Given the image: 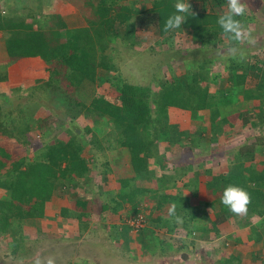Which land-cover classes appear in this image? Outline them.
Returning a JSON list of instances; mask_svg holds the SVG:
<instances>
[{"label":"rangeland","instance_id":"obj_1","mask_svg":"<svg viewBox=\"0 0 264 264\" xmlns=\"http://www.w3.org/2000/svg\"><path fill=\"white\" fill-rule=\"evenodd\" d=\"M96 1L0 0V15L27 16L36 11L42 16L60 14L70 28L85 27L95 17L89 2ZM118 1L122 5L137 1L138 6L147 10L154 4V0ZM189 2L193 9L202 12L206 9L205 12L221 15L227 10L226 4L214 8L205 5L207 8L204 9L201 0ZM245 2L247 13L241 17V21L251 30L254 42L237 45L243 50L242 59L239 54L233 56L228 52L236 42L225 34L216 43L204 47L193 40L189 31L178 33L174 30L163 34L157 25H151L148 28L138 27L134 36L127 38L126 26H116L114 31L119 32V36L110 43L107 52L118 70L113 72L99 69L94 84L86 82L78 89L69 84L62 65L56 61L45 63L37 52L22 58H9L5 47L8 35L0 31V76L3 78L0 82V122L4 129L8 128L10 135L8 139L0 131V145L12 156L5 160L10 165L16 161H24V169L44 153L47 158L43 161L54 166L56 162L52 163L51 156L56 154L50 153L51 146L56 147L62 144L57 142L62 141L68 145L69 156L71 151L81 146L80 153L88 160L90 169L87 176L76 179L73 176L72 180H66L63 186L56 188L47 202L46 213L51 214L49 217L25 219L19 225L16 237L13 236L12 229L0 234V264H37V261L47 264L49 258L54 259V264H223L230 255L238 257L244 264H264V245H250V240L237 246L220 237L215 243L218 245L208 246L213 250L203 245L199 250L189 251V246L193 243L191 238H196L199 234L185 227L181 215L187 214V218L191 215L185 209H178L172 215L169 210L173 203L165 200L163 206L159 207L158 200L155 199L156 194L164 192L183 199L188 188L183 183L182 186L180 183L170 186L167 182L163 186L157 178H154L153 183H148L147 180L140 183L135 181L131 153L127 147L118 146L114 125L103 121L95 122L94 116L81 113L82 107L79 104L82 102L89 105L94 97L120 104L119 92L114 86L118 82L150 86L158 91L160 81L187 75L200 62H210L207 64L208 72L211 73L210 89L216 94V100L221 99L220 104H217L221 112L218 122L223 117H229L230 123L224 125L214 142L209 141L210 136L206 133L212 128L209 121L202 122L194 118L191 112L175 111L171 124L186 133L180 138L179 147H192L190 141L193 140V145H199L201 152L215 155L216 161H223L219 162V166L226 167L239 149L256 147V143L261 142L257 139L264 135V96L247 100L242 93L239 98H235L236 90L233 88L234 80L231 75L233 64L240 65V71L248 68L245 89L256 91L264 72V0ZM108 3H112V0ZM29 22L33 23L32 19ZM34 27L37 28L38 25L35 24ZM31 118L33 122L28 134L26 125ZM148 129L147 137L151 142L154 137L148 133L151 128ZM71 130L74 133L76 131L77 136ZM168 144L170 145L166 140L160 139L158 142L159 152L163 151L164 155L161 156L165 162L169 156L166 150ZM176 156L181 160L192 157L191 153L182 150H178ZM54 159L59 161V157ZM257 160L264 158L259 157ZM65 164L64 162V167ZM11 166L13 169L4 168L0 171L1 200H12V191L5 186L12 179L13 173H16L15 167ZM153 166L155 165L150 164V169ZM164 166L170 169L167 162ZM261 168L263 166L259 168L260 171ZM156 169L160 177V166H156ZM103 172H115L117 178L122 174L123 181L130 182L124 188L125 192L121 193L122 196L104 191L111 188L113 183L109 182ZM169 177L173 183L174 178ZM119 184L122 188L121 179ZM137 189L147 192L134 198L136 206L131 201H123L126 192L134 193ZM194 190L193 188V203L190 202V205L196 207L195 211L200 218L211 216L216 221H221L220 224L231 220L232 227L246 228L251 233L264 232L262 218L247 213L233 214L228 208L221 209L216 202L215 206L212 201L214 196L207 195L201 200ZM113 199L123 201L120 213L114 211ZM179 203L180 201L178 205L181 206ZM63 208L82 216L72 219L76 224L69 225L62 218ZM177 215L181 217L179 222L176 220ZM139 216L143 217L144 227L137 230L131 223L136 224ZM240 223L243 224L237 226ZM245 224L248 226L244 227ZM60 228L67 230L66 234H61ZM189 230L192 237L188 235ZM106 231L110 232L109 237ZM183 235L187 236V242H184L186 240ZM97 240H109L110 243L102 245ZM119 242L122 245H116ZM227 242L229 245L225 244ZM175 251L186 252L189 256L179 257L176 261L173 259L177 256Z\"/></svg>","mask_w":264,"mask_h":264},{"label":"trees","instance_id":"obj_2","mask_svg":"<svg viewBox=\"0 0 264 264\" xmlns=\"http://www.w3.org/2000/svg\"><path fill=\"white\" fill-rule=\"evenodd\" d=\"M108 1L89 2L95 17L89 20L85 27L70 28L60 14L42 16L36 11L27 16L2 17L0 15V31L8 35L5 39V47L9 58H22L37 52L45 63L51 64L56 61L62 65L66 70L65 75L69 84L78 89L86 82L94 84L99 69L113 72L118 70L107 52L110 43L119 36V32L115 33L116 31H114L116 26H126L127 38H132L138 27L148 28L151 25H157L159 30L166 34L167 32L163 30L164 21L175 10V0H154L153 7L149 10L138 6L137 1L130 5H122L118 0H112V3H108ZM201 1L204 4V9L207 8L205 5L214 8L226 4V0ZM112 4H114V8H112ZM205 10L202 12L192 8L193 15L190 10L188 19L182 28L176 30L178 33L189 31L193 40L204 47L216 43L224 35L217 23L220 15L205 12ZM37 16L42 17L38 18ZM29 19H32L33 23L29 22ZM35 24L38 25L37 28L34 27ZM207 64L210 62H200L199 66L189 71L187 75L160 81L158 91L153 90L150 86L118 82L114 86L119 92L120 104L102 97H94L89 105L79 103L82 107L81 113L85 116H94L95 122L103 121L114 125V129L117 131L115 138L118 140V146L127 147L131 153L135 181L157 178L159 184L163 186L167 182L171 184L172 179L163 174L166 167L163 156H160L158 142L160 139L166 140L174 147L180 144V138L186 135L176 125L171 124L172 110L189 111L193 113L194 118L199 120L203 118L202 122L205 123L207 122L206 114H209L208 121L212 126L213 136H218L223 131L224 125L230 123L229 117H223L218 122L221 112L217 104H220L221 99L216 100V94L210 89L211 73L208 72ZM241 68L238 64L231 66L233 88L236 90L235 98H239L242 93L247 100L263 98L264 72L259 82V89L252 91L245 89L248 68L240 71ZM2 80L3 78L0 76V82ZM29 121L26 125L28 134L31 131L33 118ZM148 127L151 128L148 133L150 132L154 137L151 142L147 137ZM0 131L3 136L10 139L8 128L4 129L1 122ZM74 135L77 136L76 131ZM263 138L261 135V138L257 139L261 142L256 143L254 148L239 149L230 162L228 172L213 177L207 183V188L215 197L214 203H218L221 209L227 208L221 203L225 187L233 184L245 188L251 195L247 214L262 218L261 225L264 228V169L260 171L253 163L256 159L258 146H264ZM57 143L62 144L56 147L51 146L50 152L59 157L58 161V159H54L55 156H51L52 163L56 162L54 166L43 161L47 158V154L44 153L37 156L34 162L27 164L24 169L22 168L24 161L20 160L11 164L15 167L16 173H13L12 179L5 186L12 191V200L0 199V234L5 230L12 229V234L16 237L17 229L25 219L40 218L46 215L47 202L52 198L59 185L63 186L64 182L72 180L73 176L76 179L85 177L89 173L88 160L83 158L80 153L81 146L71 151L69 156L68 145L62 141ZM11 157V154L0 145V171L4 168L13 169L5 160ZM152 158L157 160L158 165L156 166L161 168L160 177L158 172L150 169ZM64 162L66 163L65 167L63 166ZM178 178H181L180 174L174 178V181ZM121 182L123 190L130 184L129 181H123V179ZM145 192L147 191L144 189H137L134 193L126 192L123 195V201H131L136 206L137 202L134 198ZM155 199L158 200L159 207L163 206L166 200L176 205V212L178 209H185L191 215L190 218H187V214L181 215L186 228L189 227V221L199 216L195 211L196 207L190 205L189 199L185 197L182 199L180 196H171L164 192L156 194ZM113 201L115 203L114 211L119 212L123 201L119 202V199H113ZM178 201L181 206L178 205ZM61 213L65 218L68 216L81 218L82 216V214L72 213L68 208H63ZM206 217L208 216H203V219ZM220 222L214 221V224L217 225ZM263 235V231H255V235L251 239L259 242L263 239ZM223 264H243V262L238 257L230 255Z\"/></svg>","mask_w":264,"mask_h":264},{"label":"crops","instance_id":"obj_3","mask_svg":"<svg viewBox=\"0 0 264 264\" xmlns=\"http://www.w3.org/2000/svg\"><path fill=\"white\" fill-rule=\"evenodd\" d=\"M177 110L178 109L172 110L171 121L174 119V115H175L174 112ZM179 111H181V110H179ZM203 117H205V116H203ZM206 117H207V121H208L209 116H206ZM202 119L200 121H202ZM203 125L207 126V124H203ZM206 133L210 136V140H209L210 142L216 141L215 139L217 136H213L212 131H209ZM262 136H264V135H262ZM192 141H190V143H192V147H189V148H187V147L181 148L178 145L173 147V146H170L168 144L166 150H168L167 154L169 156L167 157L166 162L168 163L170 169H168L166 167L165 171H163V173L167 177L172 176L173 178H177V176L179 174L181 175V178H178L176 181H174V179H173V183L171 181L170 186L171 185L173 186L174 183H180L182 186V183H183L188 188V190L183 194V197L189 199L190 202L193 201V191H192L193 188L195 189L194 191L197 192V194L199 195L201 200L206 198L207 195H211L213 197L214 195L207 188V183L209 181H211L213 179V177L227 173L229 170V166H230V163H229L226 167H223V166L220 167L219 162H221L222 160L216 161L215 155L213 156L211 153L201 152L199 150L201 148L198 147L199 145H197L196 143L195 144L197 146L193 145ZM173 149H176V150L173 151ZM178 150H182V152H189V154L191 153L192 157L191 158L186 157L185 159H182V160L179 158L177 159L176 154H177ZM256 153H257L256 159L253 163H254V165H256L257 169H259L261 166H263V168H261V169H264V160H261V161L257 160L259 157L264 158V146H259ZM208 154L210 156H207ZM161 155H164L163 151H160V156ZM150 164L155 165V166H153V168L151 170H155V172L157 173L158 172L156 169V165H158L157 160L151 159ZM250 164H252V162H250ZM200 166H202V167H200ZM203 171H204V174L203 173L201 174V172H203ZM103 173L106 174V172H103ZM216 173H218V174H216ZM106 175L109 178L108 179L109 182H112L113 185L111 186V188L109 187V188L105 189L104 191H107V192L111 191L117 195H120L121 193L125 192V190H123V187L121 188V186L119 184L120 179L124 178L121 176L122 174L120 176H118V178H117V174H115V172H112V174H111V172H108ZM118 175H119V173H118ZM110 178H112L113 180H110ZM183 179H184V182H183ZM138 181L140 183V181H145V180H137V182ZM147 181H148V183H153L154 179H149ZM180 184H179V186H180ZM177 188H178V184H177ZM190 191H191V193H190ZM214 199H212L213 202H214ZM215 206H217L216 203H215ZM50 215L51 214L46 213L45 216L49 217ZM76 217L77 216H73V217L70 216L67 218H65V217H62V218L64 220H66V222H68L69 225L70 224L74 225L76 223H73L71 220L72 219H78V217L77 218ZM214 221H216V219L212 218L211 216H209V218H205V219L200 218V216H198L194 220L189 222V229H193L194 233L197 232L199 234V236H197L196 238L192 237L190 230H189L188 235L192 237L191 240L193 242L189 246V251L199 250L200 246H203V245L205 247H207L208 249L210 248V247H208L209 245H218L215 243L217 242V240L220 237H221V239L224 238V240L227 239V241H232L233 244L237 245V246L243 245V243H245V242L247 243L249 240H250L249 241L250 245H255V244L264 245V238L262 240H260L259 242H256L255 239H251V237L253 235H255V232L251 233V231H247L246 228L241 229V228H235L234 226L232 227L231 226V220H229V222L224 221V222H222L223 224L219 223L220 224L219 226H218V224L215 225ZM242 224L243 223H240L237 226H241ZM247 226H248L247 224L244 225V227H247ZM60 232H61V234H63V233L66 234L67 230L65 231L64 229L60 228ZM106 232H107L106 233L107 236L109 237L110 232L109 231H106ZM225 234H227L226 237H225ZM186 237H185V235H183L184 240H186L184 242H187ZM93 239L96 240L94 237H93ZM214 239H216V240H214ZM97 242H99L102 245L104 243L106 245H107V243H110L109 240L108 241L97 240ZM225 244H228V242ZM116 245H122V244L119 242V243H116ZM173 245H175V244H173ZM209 250H213V249L210 248ZM174 253L177 254V256L175 258H173L176 261L179 257L185 258V257L189 256V254H187L186 252L175 251Z\"/></svg>","mask_w":264,"mask_h":264},{"label":"clouds","instance_id":"obj_4","mask_svg":"<svg viewBox=\"0 0 264 264\" xmlns=\"http://www.w3.org/2000/svg\"><path fill=\"white\" fill-rule=\"evenodd\" d=\"M226 8L227 10L218 17L217 23L223 33L236 42L233 47L228 49V52L233 56L239 54L242 59L243 50L237 45L254 42L251 30L242 23L241 19H239L246 15L247 3L245 0H226ZM174 9L175 10L164 21L163 30L165 32L181 29L182 25L188 19L190 10L191 15H193L189 0H175ZM250 202V193L239 185L229 184L223 189L221 203L233 214H246ZM169 211L171 214H175L176 205L173 204ZM176 220L178 222L181 221V217L177 215ZM37 264H40V262L37 261ZM47 264H54V259L49 258Z\"/></svg>","mask_w":264,"mask_h":264},{"label":"built area","instance_id":"obj_5","mask_svg":"<svg viewBox=\"0 0 264 264\" xmlns=\"http://www.w3.org/2000/svg\"><path fill=\"white\" fill-rule=\"evenodd\" d=\"M136 224L135 223H131L132 226H135L137 228V230H139V228L144 227L143 225V217L139 216L138 219L136 220Z\"/></svg>","mask_w":264,"mask_h":264}]
</instances>
